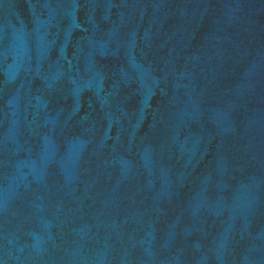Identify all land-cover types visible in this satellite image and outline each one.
<instances>
[{
  "label": "water",
  "instance_id": "water-1",
  "mask_svg": "<svg viewBox=\"0 0 264 264\" xmlns=\"http://www.w3.org/2000/svg\"><path fill=\"white\" fill-rule=\"evenodd\" d=\"M0 264H264V0H0Z\"/></svg>",
  "mask_w": 264,
  "mask_h": 264
}]
</instances>
